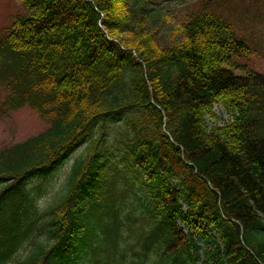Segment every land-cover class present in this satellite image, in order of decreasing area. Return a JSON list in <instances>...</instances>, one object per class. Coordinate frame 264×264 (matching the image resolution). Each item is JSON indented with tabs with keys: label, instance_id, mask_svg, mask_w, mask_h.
Wrapping results in <instances>:
<instances>
[{
	"label": "trees",
	"instance_id": "1",
	"mask_svg": "<svg viewBox=\"0 0 264 264\" xmlns=\"http://www.w3.org/2000/svg\"><path fill=\"white\" fill-rule=\"evenodd\" d=\"M17 1L0 87L48 126L0 150V264H264V46L238 25L264 0H193L169 41L146 0Z\"/></svg>",
	"mask_w": 264,
	"mask_h": 264
},
{
	"label": "rangeland",
	"instance_id": "2",
	"mask_svg": "<svg viewBox=\"0 0 264 264\" xmlns=\"http://www.w3.org/2000/svg\"><path fill=\"white\" fill-rule=\"evenodd\" d=\"M149 7H153L157 16L153 18L155 25L159 27L160 35L167 41L173 39V34L178 30L179 24L188 12L189 6L193 0H146ZM262 3V2H261ZM21 2L17 0H0V21H8L12 18L14 12L21 8ZM195 7V6H194ZM193 8V4H192ZM262 16L256 17L253 20L249 17L244 18L243 22H238L240 28L244 29L247 34L251 35L256 43L263 44L264 46V9H261ZM11 17V18H10ZM248 18V19H247ZM249 68H256L264 72V52L254 54L252 57L245 61ZM242 73L243 70H237ZM8 93L0 87V150L6 146H12L25 141L27 138L36 135L47 128L48 124L40 120L37 113L32 111L28 106L13 107L12 103L6 101ZM213 112L218 118V122L224 124L229 116L224 108L220 105L214 107ZM213 120L207 117L208 125L212 126ZM113 146L109 153L114 152ZM80 152V151H79ZM79 152L72 155L70 159L64 161L51 176L52 186L46 182L41 181L37 183L40 192V207H47L49 204L55 202V194L63 190L65 180L70 171L71 165ZM138 184L134 183L130 192V199L133 200L138 195ZM138 208L139 204L136 202ZM202 252V250H201ZM144 264V263H139ZM153 264V263H146ZM197 264H201L198 262Z\"/></svg>",
	"mask_w": 264,
	"mask_h": 264
}]
</instances>
